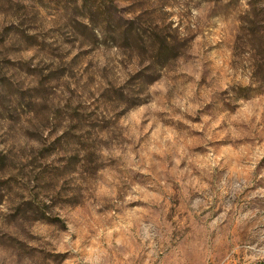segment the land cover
<instances>
[{
    "label": "rangeland",
    "instance_id": "374dc122",
    "mask_svg": "<svg viewBox=\"0 0 264 264\" xmlns=\"http://www.w3.org/2000/svg\"><path fill=\"white\" fill-rule=\"evenodd\" d=\"M0 264H264V0H0Z\"/></svg>",
    "mask_w": 264,
    "mask_h": 264
}]
</instances>
